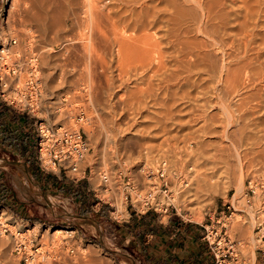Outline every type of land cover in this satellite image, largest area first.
Masks as SVG:
<instances>
[{"label":"rangeland","instance_id":"obj_1","mask_svg":"<svg viewBox=\"0 0 264 264\" xmlns=\"http://www.w3.org/2000/svg\"><path fill=\"white\" fill-rule=\"evenodd\" d=\"M83 2L0 0V47L17 38L13 50L37 55L43 83L37 116L52 127L84 132L90 152L82 170L113 213L75 219L79 213L70 196L44 193L26 163L0 145V184L13 194L0 195V264H28L14 253L20 232L43 236L38 241L50 255L47 264H143L127 243L138 235L122 222L131 195L136 198L124 175H132L145 194L147 169L165 161L172 200L166 215L156 213L163 221L172 216L221 233L225 229L216 222L231 204L228 235L240 244V264L264 259V0L226 1L225 9L215 8V39L235 42L225 51L206 47L209 39L196 32L199 14L188 4L148 0L155 20L147 31L161 43L164 66L157 69L161 62L150 60L123 79L110 67V53L106 72L101 57L87 50L99 45V34L87 31ZM242 28L252 33L247 48L237 35ZM101 172L110 175L107 192Z\"/></svg>","mask_w":264,"mask_h":264},{"label":"built area","instance_id":"obj_2","mask_svg":"<svg viewBox=\"0 0 264 264\" xmlns=\"http://www.w3.org/2000/svg\"><path fill=\"white\" fill-rule=\"evenodd\" d=\"M18 45V39L11 38L6 43L4 41L0 47V99L15 111L37 118L36 128L39 141L36 157L41 170L71 176L73 181L84 180L87 178V169L82 170V164L90 152L88 139L84 136V132L79 129H71L65 126L52 127L37 116L43 104V83L38 57L35 53L23 56L21 51L13 50ZM79 116L80 121H85L83 110H80ZM146 173L149 187L145 194L139 193V186L132 175H124L126 189L136 193L135 199L131 195L130 204L141 215L148 213V211H154L158 215H166L170 210V201L172 200L171 190H169L168 162L165 161L154 168H149ZM100 176L106 188L105 191H109V173L101 172ZM232 209L235 208L231 204L227 205V209L222 212V217L216 222L225 229L224 232L219 233L212 226L206 227L203 240L209 244L214 254V264H240L238 259L240 244L228 235V224L235 214ZM34 231V229L31 230V232ZM263 238L264 235L260 237V239ZM42 239L43 236L40 240ZM38 240L39 238L37 239V236L32 234L30 237L26 236L25 233H16L14 253L18 257L24 258L28 264H45L50 255L45 256V252H42V245L39 244L40 240ZM66 247L68 253L75 254L76 249Z\"/></svg>","mask_w":264,"mask_h":264},{"label":"crops","instance_id":"obj_3","mask_svg":"<svg viewBox=\"0 0 264 264\" xmlns=\"http://www.w3.org/2000/svg\"><path fill=\"white\" fill-rule=\"evenodd\" d=\"M17 113L19 115L16 116L8 106H0V145L17 157L19 162L26 163L29 175L42 191L52 196H70L79 213L75 218L77 220H91L89 216L94 214L97 218H106L108 213L112 215V210L104 206L108 203L101 199L89 179L73 181L71 176L59 172L48 173L40 169L36 157L39 141L37 120ZM5 137L8 138L7 141H3ZM6 193L7 197H11L10 190ZM125 210L122 222L128 223L126 227L134 228L138 235L127 243L139 251L143 264H150L154 259L157 264H214L211 248L203 240L206 226L181 221L172 216L163 221V217L154 211L141 215L131 206ZM109 218L116 220L113 216ZM156 246L157 249H154ZM259 257L247 264H264L262 256Z\"/></svg>","mask_w":264,"mask_h":264},{"label":"bare ground","instance_id":"obj_4","mask_svg":"<svg viewBox=\"0 0 264 264\" xmlns=\"http://www.w3.org/2000/svg\"><path fill=\"white\" fill-rule=\"evenodd\" d=\"M147 1L148 0H84L82 7V17H84L85 22L88 23L87 31L91 32V35H94L95 32H98L99 34L97 37L99 45L97 44L98 46H96L90 44L89 47L87 46V50H90L92 55L95 54L96 56L98 55V57H101V59L99 58L100 61H97L101 63L102 71L107 72L110 67L113 68L115 66L119 75L118 77L123 79L130 72H132V70H135L136 72L139 66L145 65V67H148L146 66L147 64H145V62L150 60L157 61L158 64L161 62V64L157 65L156 67L157 69H161V67L163 69L164 62L162 60L164 51L161 49V43L155 38V35L149 34L147 31L152 29L155 20V18L151 19L152 15L150 11H148ZM181 1L184 4L191 6V8H193L199 14V21L198 23L196 22L198 24V27L196 26V32L203 35L205 39H209L210 45L206 43V45H208L206 47H219L222 51L230 50L234 47V41L229 43L223 42L220 39L219 41L215 39L213 28H211L212 24L210 22H213L215 18H217L218 10L216 13L215 8L220 7L223 10V8L225 9L227 7L226 1H230L232 4H234L236 0H219L218 2H213V0L212 2H208V0H206L207 2H205V0ZM75 2L77 3V1H74V3ZM70 5H72V2L67 4L68 8ZM73 8L71 10H73ZM259 11H257V14ZM259 13H261V11ZM151 20L153 21L152 23H150ZM193 25L195 24L193 23ZM248 31V28H242L241 33L237 34L238 38L240 37V42H243L245 48L248 47L247 43L248 41L250 42V40L247 39L252 34L251 33L249 35ZM84 36L85 35H83L82 38H85L86 40L87 37ZM107 53H110L112 57L111 61L113 64L110 67L109 63L105 62V56ZM223 55L226 57L225 53ZM150 65H152V63H150ZM225 68L228 67L226 66ZM140 69H142V67ZM158 71L159 70H157V72ZM226 77V82L231 79L228 70L225 75V78ZM58 232L60 233L61 231L58 230L56 233ZM67 233L71 235L74 234V231H67L66 234ZM49 261L47 263H49Z\"/></svg>","mask_w":264,"mask_h":264},{"label":"trees","instance_id":"obj_5","mask_svg":"<svg viewBox=\"0 0 264 264\" xmlns=\"http://www.w3.org/2000/svg\"><path fill=\"white\" fill-rule=\"evenodd\" d=\"M0 106H6L1 100H0ZM7 107V106H6ZM8 108H10V107H8ZM12 109V108H11ZM12 111H13V113L17 116V115H19L14 109H12ZM3 115V114H2ZM2 116L0 115V118H1ZM8 140V138L7 137H5L4 139H3V141H7ZM8 189L3 185V184H0V191L2 192V194H4V197L5 196H7L8 194L6 193V191H7Z\"/></svg>","mask_w":264,"mask_h":264}]
</instances>
